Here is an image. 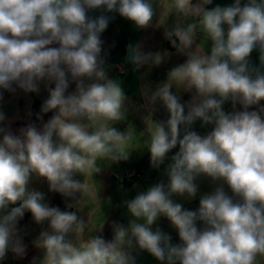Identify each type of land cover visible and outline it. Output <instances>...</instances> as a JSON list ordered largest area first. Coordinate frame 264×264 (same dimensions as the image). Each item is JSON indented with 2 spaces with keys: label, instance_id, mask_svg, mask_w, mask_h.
Returning a JSON list of instances; mask_svg holds the SVG:
<instances>
[{
  "label": "clouds",
  "instance_id": "obj_1",
  "mask_svg": "<svg viewBox=\"0 0 264 264\" xmlns=\"http://www.w3.org/2000/svg\"><path fill=\"white\" fill-rule=\"evenodd\" d=\"M212 5L0 0V99L5 91L39 94L41 85L47 92L39 124L13 131L0 111V261L26 255L19 222L30 212L35 224L47 225L32 241L41 255L31 264H137L143 252L159 264H264V0ZM117 14L138 30L163 29L185 57L164 81L142 86L139 132L128 120L130 98L110 76L101 38ZM169 56L130 43L125 59L140 71ZM181 93L190 98L182 101ZM158 105L166 119H153ZM197 122L211 130L197 132ZM118 124L127 126L121 131ZM134 150H147L153 169L164 166L163 178L122 202L127 224L112 221L106 240L101 188L89 180ZM41 180L65 198L64 210L33 187ZM203 180L211 190L201 194ZM198 194L194 210L177 202ZM86 198L102 212L91 232V216L81 207ZM161 218L179 243L159 226Z\"/></svg>",
  "mask_w": 264,
  "mask_h": 264
},
{
  "label": "rangeland",
  "instance_id": "obj_2",
  "mask_svg": "<svg viewBox=\"0 0 264 264\" xmlns=\"http://www.w3.org/2000/svg\"><path fill=\"white\" fill-rule=\"evenodd\" d=\"M231 2L232 0H213L212 6L216 4L225 5ZM92 14L99 15L98 12ZM101 38L105 42L104 50L107 53L106 63L110 68V76L120 80L125 94L131 100L128 120L135 126L137 132L142 131L144 124L141 117L145 114V102L141 95L142 86L146 84L150 85V83H153L155 86L164 81L168 71L178 63L172 53L166 62L159 67H154L150 70L145 67L140 71H135L134 67L125 59L127 45L130 43H141L146 52H165L166 50L163 45L151 48L148 46V41L152 39H165L163 29L152 27L147 30H138L132 22L120 17L118 14L110 22L108 29L102 34ZM198 42L201 44L207 43L204 39H200ZM168 45L170 44L168 43ZM167 48H170V46H167ZM46 98L47 92L43 85H41L39 94H25L20 90H17L15 93L5 91L3 92V99H0V111H3L7 115L12 130L16 131L30 121L39 124V121L36 120V115L40 112V107ZM29 112H31V116H29ZM51 115L52 113L44 114V120L47 121ZM153 119L159 120L156 117V112ZM115 126L123 131L127 125L118 124ZM176 150L178 149H174L169 155L174 154ZM163 167L161 166L160 170L153 169L150 166V154L147 150H134L127 161L106 164L104 170L94 177L95 180H89L92 187L101 188L102 211L106 214V223L101 234L106 240H110L112 237L110 227L112 221L127 224L128 216L126 209L122 206V202L133 198L139 191L146 190L150 185L162 179ZM76 178L83 179L80 176ZM33 187L46 194V199L50 206H57L62 210L65 209V198L58 193L49 192L46 182L42 180L37 181L33 184ZM210 190L211 188L207 180L200 182L201 194ZM177 202L182 203L185 208L194 210L199 204V194L192 201H184L177 198ZM81 207L91 216L92 224L89 226V232H91L94 227L100 225L102 212L90 202V198H86L85 203ZM68 210L74 211L75 209ZM25 216V220L23 217L19 222V228L21 229L24 243L27 246L26 255L21 259L9 253L5 260L0 261V264H31L34 257L41 255L40 250L33 246L32 241L38 236L41 229L46 228L47 225L35 224L30 212L25 213ZM159 226L172 236L173 243H179L176 231L166 219L161 218ZM137 264H159V262L147 252H143L137 257Z\"/></svg>",
  "mask_w": 264,
  "mask_h": 264
},
{
  "label": "crops",
  "instance_id": "obj_3",
  "mask_svg": "<svg viewBox=\"0 0 264 264\" xmlns=\"http://www.w3.org/2000/svg\"><path fill=\"white\" fill-rule=\"evenodd\" d=\"M158 39H152V40L148 41V46L151 48V47H154V46L155 47L156 46L159 47V45H163L164 49L166 51H168V53H170V54L173 53V57H175V59H176L178 64L184 62L185 57H183L182 55H179V54L176 53V50H175V48L172 47L170 41H168L166 39H163V38H158ZM168 43L170 45H168ZM205 44H207V43L205 42L204 44H201V46L207 47V45H205ZM167 46H170V48H167ZM251 59H252V61L254 63H258V53L253 52L252 56H251ZM152 80H154V79H152ZM150 85L154 87L153 83H150ZM181 96H182V101H187L190 98V94H187V93H181ZM225 110L226 111L231 110V105L230 104H226L225 105ZM156 117L159 120L166 119V112L163 109V107H161L159 105L157 106ZM194 130L199 131L201 133H206L207 131L211 130V126H208L206 128H202L200 126V122H197L194 125Z\"/></svg>",
  "mask_w": 264,
  "mask_h": 264
},
{
  "label": "flooded vegetation",
  "instance_id": "obj_4",
  "mask_svg": "<svg viewBox=\"0 0 264 264\" xmlns=\"http://www.w3.org/2000/svg\"><path fill=\"white\" fill-rule=\"evenodd\" d=\"M26 216H24V220H25Z\"/></svg>",
  "mask_w": 264,
  "mask_h": 264
}]
</instances>
